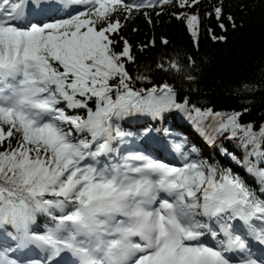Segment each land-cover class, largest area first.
Returning a JSON list of instances; mask_svg holds the SVG:
<instances>
[{"label":"snow or ice","instance_id":"snow-or-ice-1","mask_svg":"<svg viewBox=\"0 0 264 264\" xmlns=\"http://www.w3.org/2000/svg\"><path fill=\"white\" fill-rule=\"evenodd\" d=\"M34 3L0 0V226L16 230L13 240L40 242L51 257L71 252L74 264H230L222 250L202 242L206 234L215 239L218 233L201 217L220 226L224 250L244 254L239 264H264L248 255L245 240L228 223L242 222L264 244V198L239 175L189 161L180 143L174 145L184 161L180 167L113 148L124 136L113 118L183 107L168 85L159 94L155 87L134 90L125 68L124 58L132 59L127 41L114 51L110 34L121 25L113 13L145 5L71 0L87 5L86 11L39 25L19 23L24 8ZM198 22L196 15L187 18L194 37ZM237 116L221 121L220 130L238 128ZM242 131L249 142L256 139L250 128ZM257 175L264 184V169ZM51 209L60 213L53 217L55 227L29 234L34 214ZM0 264L24 262L0 250Z\"/></svg>","mask_w":264,"mask_h":264},{"label":"trees","instance_id":"trees-1","mask_svg":"<svg viewBox=\"0 0 264 264\" xmlns=\"http://www.w3.org/2000/svg\"><path fill=\"white\" fill-rule=\"evenodd\" d=\"M192 15L199 21L195 37L187 24ZM113 19L121 25L110 34L114 51H122L125 41L130 48L132 59H124L131 87L144 91L155 87L159 94L168 85L175 104L183 106L162 110L168 135L175 130L192 141L194 132L201 131L210 140H221V148L229 151L230 161L240 170L251 166V173L257 174L264 169V157L254 154L264 153L260 135L264 128V0H186L183 7L181 0H171L151 9L126 12L121 8ZM196 110L209 115L201 118ZM133 112L151 119V113ZM127 114L113 118L114 129L134 139L141 138L140 133H160L143 116L134 125L126 122ZM236 114L239 127L220 130V122ZM248 128L256 134L252 142L242 131ZM11 142L15 146L16 138ZM34 215L29 233L54 228L53 217L60 213L51 209ZM0 229L9 239L19 235L10 224Z\"/></svg>","mask_w":264,"mask_h":264}]
</instances>
